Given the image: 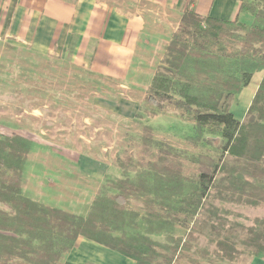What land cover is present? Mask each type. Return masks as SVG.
I'll use <instances>...</instances> for the list:
<instances>
[{
    "label": "rangeland",
    "instance_id": "1",
    "mask_svg": "<svg viewBox=\"0 0 264 264\" xmlns=\"http://www.w3.org/2000/svg\"><path fill=\"white\" fill-rule=\"evenodd\" d=\"M194 6L195 0H0V124L36 140L22 178L28 196L87 216L98 196L116 194L121 179L157 161L158 148L142 141L149 125L154 139L179 152L169 162L181 164L187 177L201 170L187 155H220L187 139L196 136L194 120L173 103L157 116L146 111L157 110L147 101L151 79L164 66L184 9ZM216 6L212 15L221 10ZM256 82L232 105L238 120L247 118ZM223 164L218 180L242 162L225 154ZM127 207L140 215L136 230L143 233L144 200L130 198ZM152 237L168 242L166 234ZM158 251L162 263L173 256V264H264V201L213 188L180 250ZM58 264L134 261L80 237Z\"/></svg>",
    "mask_w": 264,
    "mask_h": 264
},
{
    "label": "trees",
    "instance_id": "2",
    "mask_svg": "<svg viewBox=\"0 0 264 264\" xmlns=\"http://www.w3.org/2000/svg\"><path fill=\"white\" fill-rule=\"evenodd\" d=\"M239 12L253 16L250 25L203 16L186 7L178 30L166 46L167 57L153 75L147 101L157 110L165 103L190 114L196 136L220 152L217 158L187 155L201 165L198 175L187 177L181 164L169 157L179 152L153 137L146 126L142 141L158 148L135 178L117 183L118 192L98 196L87 216L36 201L24 192L22 178L36 140L0 124V264H58L80 237L113 250L134 264H173V256L159 262L158 247L176 254L189 221L198 215L211 189L264 201V0H236ZM263 73L245 121L232 112L237 97L254 76ZM242 165L218 180L226 167L224 155ZM130 198L143 199L145 231L136 230L140 215L127 207ZM156 205L158 208H156ZM128 228L134 233H128ZM166 234L160 243L153 235Z\"/></svg>",
    "mask_w": 264,
    "mask_h": 264
},
{
    "label": "crops",
    "instance_id": "3",
    "mask_svg": "<svg viewBox=\"0 0 264 264\" xmlns=\"http://www.w3.org/2000/svg\"><path fill=\"white\" fill-rule=\"evenodd\" d=\"M235 1L236 0H195V6H194L193 10L195 12H197L198 14L203 15V16L211 15L214 17L222 18V19L233 20V19H236L238 17L242 22H245L248 25H250L253 21V16L250 14H246V13H243V15H245V16L241 15L242 13L239 12V7L237 5L232 6L233 4H235ZM236 2H238V1H236ZM227 4H230L228 6L231 8L230 10H228V7H227V9H225V5H227ZM216 5H219L221 10L218 12L217 15H212L211 12L214 9L218 8V6H216ZM262 76H263V73H258L254 76L253 79H257V82L255 83L254 92L257 91V88H258V85L260 83ZM252 83H253V80L250 83V85ZM250 85L248 87H250Z\"/></svg>",
    "mask_w": 264,
    "mask_h": 264
}]
</instances>
